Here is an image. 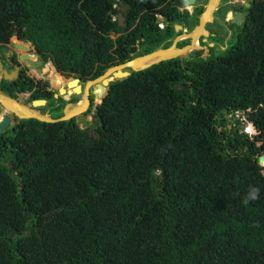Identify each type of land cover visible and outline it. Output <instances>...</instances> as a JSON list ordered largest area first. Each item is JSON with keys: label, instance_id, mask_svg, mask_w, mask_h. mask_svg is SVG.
Returning <instances> with one entry per match:
<instances>
[{"label": "trees", "instance_id": "obj_1", "mask_svg": "<svg viewBox=\"0 0 264 264\" xmlns=\"http://www.w3.org/2000/svg\"><path fill=\"white\" fill-rule=\"evenodd\" d=\"M179 6L0 0V46L16 34L60 82L93 80L193 28L201 9ZM243 12L222 55L111 82L92 135L34 119L0 133V264H264V0Z\"/></svg>", "mask_w": 264, "mask_h": 264}, {"label": "flooded vegetation", "instance_id": "obj_2", "mask_svg": "<svg viewBox=\"0 0 264 264\" xmlns=\"http://www.w3.org/2000/svg\"><path fill=\"white\" fill-rule=\"evenodd\" d=\"M181 1H182V6H179L178 10L181 13V15H184V12L187 11L190 16V19H192L197 9L199 8L201 9L198 12V16H197L196 25H198L201 16L205 12V8L209 0H205V3H202V0H195L194 5L190 6L192 7V10L190 12L187 9L188 7L183 4V0ZM250 2L251 0H219L217 7L210 14V20L208 19V21H206L205 25L203 26L202 34L198 37L197 46L194 48L193 52L188 54V56L190 57L191 55L199 51L198 56L203 59L205 57V60H206L215 51L216 52H218V50L226 51L229 47L231 48L237 38V35L239 33V28L243 26V22L245 19L243 9L248 8L250 6ZM245 4H248L249 6L245 7ZM181 8H183L182 11H181ZM235 13L242 14V17L239 23H234ZM124 16H125V8H124L123 17ZM157 18L159 22L163 23L162 27H165L164 19L159 16ZM184 24L180 25L182 27V30L178 32L179 36H184V35L191 33L194 27L196 26L195 25L193 26V28L188 29V27L185 26ZM13 37L10 38L9 43H6L0 46L1 67H2V70L6 72L7 76H10V79H6L5 76L0 72V92H2L4 96H8L11 99H14L17 103L22 104L24 106H28L31 111L38 113L40 115H47L52 119L56 118L51 115L52 113L59 112L61 113L59 117L62 116V112L66 104L76 105L79 103V106H80L82 103L84 87L88 80H81L75 77H67L68 78L67 80H65L64 82H60L58 80V77L60 75L59 73L56 74L52 69L49 68V66H47V72H46L44 68L46 67L45 65L47 64L43 63L41 67H39L38 65H35V68H32L25 60V58L28 55L33 54L31 53L34 51L32 50L33 48L31 44L28 42L20 41L18 38H17L18 41H15ZM182 40L188 41L186 45L191 44L190 38L183 37ZM182 40H178V42L176 43V46L180 44ZM19 44H23L24 46H26L27 50L25 51L19 48L18 47ZM33 55L37 56L36 53H34ZM36 56L34 57L36 58ZM32 58L33 57L28 58V59L32 62H35L37 61V59H40L39 57H37L35 60H33ZM36 69H39L40 73H37ZM42 69L45 71H42ZM51 72L53 73L52 75H50ZM44 77L46 78L48 77L49 80H46V78L42 79ZM74 79H78V85L80 86V92L77 94L73 92V89H74L73 87L72 88L68 87V83ZM19 82H31L33 83L34 87L31 92L15 91L14 93L15 97H11L9 94V91L14 86V84L16 85ZM60 85L63 87V90L65 91L63 94L60 93V91L58 90ZM95 89H96L95 84L90 85L88 87L89 104H88V107L86 108V111L82 113V115L86 117V127L82 130H85L87 134H90V135L96 132V129L99 126V123L97 125H94L90 117L94 116V119L96 121L97 106L100 105L103 101L102 99V101L100 102L97 95L93 94V91ZM33 92L34 93L37 92V93L32 98ZM46 92L51 93L50 97L48 98H41V97L38 98L37 97L42 94L46 95ZM64 94L68 95L66 100L63 99ZM96 99L99 100V103H97ZM34 100H44L45 103L44 105L33 107L32 102ZM62 101L64 102L63 105H61ZM74 109L75 108H72L71 111H73ZM15 113L16 112L12 110L10 107L3 105L0 102V118L2 119L3 116L5 115L9 120V123L3 132L7 131L8 129H12L15 125L19 124V122L26 120V119L19 120L18 118H16ZM20 116H24V115H20ZM1 119H0V122H1ZM70 120H74L76 124L75 117L71 118Z\"/></svg>", "mask_w": 264, "mask_h": 264}, {"label": "water", "instance_id": "obj_3", "mask_svg": "<svg viewBox=\"0 0 264 264\" xmlns=\"http://www.w3.org/2000/svg\"><path fill=\"white\" fill-rule=\"evenodd\" d=\"M213 1L214 0H209L208 1L207 5H206V8H205V12L203 13V15L200 18L199 24L194 27V29H193V31L191 33H189L187 35H184V37L191 39V44L185 45V46H183L181 48H177L176 47V43L180 39V37L177 36V37H175L173 39L171 45L168 48H159V49H156V50H154V51H152L150 53H147L145 55L135 57V58H133V59H131L129 61H126V62H124L122 64L112 66V67L108 68L102 75L98 76L97 78H95L93 80H88L86 82L85 87H84L83 98H82V102H83V105L85 107V110L83 112H80L78 114H75V115H72V116H69L68 117L67 116V113H66V109L68 107L73 108L75 105L66 104L64 106V109H63V112H62V116L59 117V118H57V119H52V118H50L47 115H40L38 113H31V114H28V115H26L24 117H19V116H17L15 114L16 118H18L19 120H23V119H26V120L27 119H34V120H37L39 122L56 123V122H60V121H67V120H70L71 118L75 117L76 118V125L79 126L81 129H84L86 127V117L84 115H82V113H84L86 111V108L88 107V104H89V100H88V86L95 84L96 89L93 91V94H96L97 97H98V99L101 102L102 99L104 98V96L106 95V92H107V89H108V86H109L110 82H113L115 80H122L124 78H127L133 72H138V71L147 69L148 67H150V66H152L154 64L160 63L162 61L170 60V59H173V58H178L180 61H182L183 59L187 58L188 57V54H190L194 50L193 49V46H194L193 45V37H191L190 35H192L197 29L203 30V26L205 25L206 21H208V19L210 20V14L217 7V4H218V1L219 0L217 1L216 5L212 9L211 8V2H213ZM194 2H195V0H183V4L185 6L194 5ZM248 6H249L248 4H245V7H248ZM123 13H124V5H123L122 2H119V4H118V18H117V20H118V24L121 27L124 26ZM241 17H242V14L235 13L234 23H239ZM174 29H175L176 32H179V31L182 30V27L180 25H175L174 26ZM14 35H15L14 38L17 40L16 34H14ZM18 47L21 48V49H23V50H25V51L27 50L26 46H24L23 44H19ZM171 48H174L175 52H178V54L175 55V56H167L164 59H161L159 61L153 62V63L149 64L148 66L143 67V68H140V69H134L131 66H129V64L132 63V62H134L135 60L148 57V56H150L152 54H155L157 52H164V51H167V50H169ZM34 56L35 55H33V54L28 55L25 58L26 62L32 68H35V65H38L39 67H41L43 65V62L40 59H37V61H35V62H32V61H30L28 59V58H31V57H34ZM204 59H205V57H204ZM118 67H121V69L117 70L116 68H118ZM114 69H116V70L113 71ZM36 71H37V73H40V70L39 69H36ZM0 72L5 76L6 79H10V76H7L6 72L4 70H2L1 63H0ZM55 73L58 74L57 72H55ZM68 87L69 88H72L73 87L74 88L73 89V92L76 93V94L80 92V86L78 85V79H74V80L70 81L68 83ZM0 95L4 99L9 100V101L13 102L14 104H16V105H18V106H20L22 108H26L27 110H30V108L28 106H24L22 104L17 103L14 99H11L8 96H4L2 94V92H0ZM44 103H45L44 100H34L32 102V106L33 107L41 106V105H44ZM90 118L92 119V122H93L94 125H97L98 124L95 121L94 116H91ZM8 123H9V120L4 115L3 118L1 119V122H0V133H2L6 129V126L8 125ZM262 158H264V155L261 156L260 161H261ZM8 164H9V162H6L5 163L6 166ZM12 168H14V164H12Z\"/></svg>", "mask_w": 264, "mask_h": 264}, {"label": "bare ground", "instance_id": "obj_4", "mask_svg": "<svg viewBox=\"0 0 264 264\" xmlns=\"http://www.w3.org/2000/svg\"><path fill=\"white\" fill-rule=\"evenodd\" d=\"M218 0H214L213 2H211V8L213 9V7L216 5ZM189 8V7H188ZM212 11V10H211ZM209 17V16H208ZM202 34V30L201 29H197L192 35H190L191 37H193V49L197 46V42H198V37ZM189 49V48H188ZM178 52H175L174 48H171L167 51H164V52H157L155 54H152L148 57H145V58H142V59H138V60H135L134 62L130 63L129 66H131L132 68L134 69H140V68H143V67H146L148 66L149 64L153 63V62H156V61H159L161 59H164L165 57L167 56H175L177 55ZM33 60H35L36 58L33 57L32 58ZM117 70L121 69V67H118L116 68ZM116 69H114L113 71H115ZM45 71V70H43ZM53 73L51 72L50 75H52ZM49 75V76H50ZM58 90L61 92V93H64L65 91L63 90V87L60 85ZM0 102L3 104V105H6L8 107H10L12 110H14L16 113L17 116L19 117H24L28 114H31V113H35L31 110H27L26 108H22L16 104H14L13 102L9 101V100H6L4 99L1 95H0ZM85 109L84 105H83V102L81 103V105L77 108H75L73 111H71L69 114H67V116H72V115H75V114H78L80 112H82L83 110ZM67 113V112H66ZM20 115H24V116H20ZM1 119V118H0Z\"/></svg>", "mask_w": 264, "mask_h": 264}, {"label": "rangeland", "instance_id": "obj_5", "mask_svg": "<svg viewBox=\"0 0 264 264\" xmlns=\"http://www.w3.org/2000/svg\"><path fill=\"white\" fill-rule=\"evenodd\" d=\"M202 3H205V0H202ZM187 9H188V11L190 12V11L192 10V7H189V8H187ZM182 10H183V8H181V11H182ZM13 39H14V38H13ZM181 44H182V43H181ZM181 44H179V45H181ZM179 45H178V46H179ZM221 48H222V47H221ZM32 50H33V49H32ZM224 52H225V51H219V50H218V52L215 51L212 55H213V56H215V55H216V56H217V55H222ZM31 53L34 54L35 51H33V52H31ZM35 56H36V55H35ZM37 57H38V56H36V58H37ZM45 66H46V67H45ZM45 66H44V67H45L44 69L46 70V72H47V66H49V68L51 69V65H50V64H47V65H45ZM42 71H43V69H42ZM45 78H46V77H44V78H42V79H45ZM46 80H49L48 77L46 78ZM88 87H89V86H88ZM60 93H61V92H60ZM62 94H63V93H62ZM67 97H68V95H65V94L63 95V99L66 100ZM96 101H97V103H99V100L96 99ZM68 111H69V110H67L66 112L68 113ZM51 115H52L53 117H56V116L60 115V113H59V112H58V113H52ZM232 123H233V121H232ZM233 126L238 127V128L241 129V127L238 126V125L233 124ZM228 128H230V126H229ZM242 129H243V128H242Z\"/></svg>", "mask_w": 264, "mask_h": 264}, {"label": "clouds", "instance_id": "obj_6", "mask_svg": "<svg viewBox=\"0 0 264 264\" xmlns=\"http://www.w3.org/2000/svg\"><path fill=\"white\" fill-rule=\"evenodd\" d=\"M191 6H193V5H191ZM187 7H190V5L189 6H187ZM160 17V16H159ZM160 19V18H159ZM158 25H159V27L160 28H163L162 27V25H163V23L162 22H159L158 23ZM176 25H178V24H176ZM175 26V25H174ZM176 32V31H175ZM180 32V31H179ZM176 33H178V32H176ZM177 36H179L178 34L176 35V37ZM180 37V39L179 40H182L183 39V37L184 36H179ZM14 38V37H13ZM14 40L15 41H18V39L16 40L15 38H14ZM183 41V40H182ZM189 45V44H188ZM185 46V45H184ZM177 47V46H176ZM33 48V47H32ZM178 48V47H177ZM34 50V49H33ZM35 51V50H34ZM35 53H36V51H35ZM37 54V53H36ZM107 93V92H106ZM258 192H259V189L258 188H256V187H251L250 188V190H249V193H248V197L249 198H251V199H256L257 198V194H258Z\"/></svg>", "mask_w": 264, "mask_h": 264}, {"label": "built area", "instance_id": "obj_7", "mask_svg": "<svg viewBox=\"0 0 264 264\" xmlns=\"http://www.w3.org/2000/svg\"><path fill=\"white\" fill-rule=\"evenodd\" d=\"M236 116H238V114Z\"/></svg>", "mask_w": 264, "mask_h": 264}]
</instances>
